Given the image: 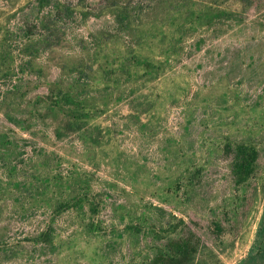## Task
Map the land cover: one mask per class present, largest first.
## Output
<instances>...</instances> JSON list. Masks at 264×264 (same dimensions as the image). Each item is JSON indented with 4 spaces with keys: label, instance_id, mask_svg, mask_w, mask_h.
Segmentation results:
<instances>
[{
    "label": "rangeland",
    "instance_id": "1",
    "mask_svg": "<svg viewBox=\"0 0 264 264\" xmlns=\"http://www.w3.org/2000/svg\"><path fill=\"white\" fill-rule=\"evenodd\" d=\"M135 2L120 30L112 0H0V264H152L190 233L197 252L172 264L264 250V4ZM43 16L50 31L29 32ZM58 88L78 96L85 136L48 109ZM227 141L260 156L219 232L235 190ZM186 176L182 202L168 190Z\"/></svg>",
    "mask_w": 264,
    "mask_h": 264
},
{
    "label": "trees",
    "instance_id": "2",
    "mask_svg": "<svg viewBox=\"0 0 264 264\" xmlns=\"http://www.w3.org/2000/svg\"><path fill=\"white\" fill-rule=\"evenodd\" d=\"M113 5L117 6V14L115 21L121 27L120 30L127 29L129 27L130 19L133 17V13L131 12L133 5L136 3L135 0H112ZM138 1V0H137ZM141 1V0H140ZM152 0H149V2ZM154 1V0H153ZM224 1V0H223ZM243 6L248 7H260V5L264 4V0H240ZM47 4H50V0H37V9H42ZM69 11L68 6L63 7L62 10H57L55 8L54 15L62 16ZM52 23L50 19H47V16H43L37 23L27 26L28 31H31V28H45L50 31L52 28ZM2 58V55L0 56ZM73 90V88H71ZM72 90H65L64 88H58L54 91V95L48 97V109L49 110H61L64 114H66V118L69 121L68 125L72 126V129L76 130L77 133L85 136L88 128L85 119V115L82 117L79 114L73 113L75 110V106H77L78 96L72 92ZM67 107V108H66ZM131 117V115H130ZM137 117L139 121H141V116ZM86 124V125H85ZM152 121L147 119L140 123L139 128L141 131L146 134L152 129ZM223 149L225 151H231L233 154V173L235 175V190L234 194L230 198L228 204H226L221 210L218 212L216 217L214 218L213 224L215 229L219 232L222 231L224 225L228 223L232 218L237 215V210H239L242 200L245 196L247 185L250 179L257 174V162L259 160V150L256 146L246 144L243 142L233 143L225 142L223 143ZM192 173H199L201 171V164H192ZM190 176H186L185 179L179 181L173 188L170 187L168 190V194H174L178 197L182 202L187 201L189 198L190 192ZM235 219V218H234ZM264 228L261 231V235L264 237ZM51 238L50 233L43 232L40 234L36 241H49ZM199 246V238H196L192 233L189 234L188 237L182 238L179 240H174L168 243V249L158 253L154 259L152 260V264H172L173 261H181L189 258L194 255ZM264 250L258 251L256 254H249L246 259L241 260L238 264H264L263 257Z\"/></svg>",
    "mask_w": 264,
    "mask_h": 264
}]
</instances>
